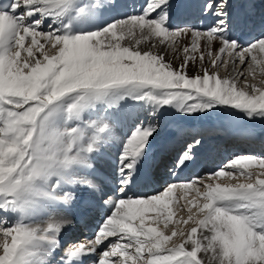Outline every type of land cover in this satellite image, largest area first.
I'll list each match as a JSON object with an SVG mask.
<instances>
[{"label": "snow or ice", "instance_id": "1", "mask_svg": "<svg viewBox=\"0 0 264 264\" xmlns=\"http://www.w3.org/2000/svg\"><path fill=\"white\" fill-rule=\"evenodd\" d=\"M126 7L0 0V264H264V154L130 194L169 109L264 120V0ZM85 191L105 215L92 238L65 239Z\"/></svg>", "mask_w": 264, "mask_h": 264}, {"label": "bare ground", "instance_id": "2", "mask_svg": "<svg viewBox=\"0 0 264 264\" xmlns=\"http://www.w3.org/2000/svg\"><path fill=\"white\" fill-rule=\"evenodd\" d=\"M243 1L244 3L246 2V0ZM119 2L121 4L127 5V7L122 9V11L132 12L133 5H139L140 3H142V0H119ZM176 2L195 4L197 0H176ZM231 2L234 5V2L236 1L231 0ZM254 2L257 3L258 5L261 3L260 0H254ZM235 9L242 10L238 7H236ZM193 16L195 15L190 16L189 19L190 22ZM185 42L188 41L185 40ZM166 59L172 60V56L169 55L166 57ZM180 62L181 61L178 59L173 60L174 66H178ZM187 72L189 76H192L196 73V68L190 64L187 69ZM221 75H225V73L222 72ZM215 116L217 118V115ZM242 120L243 119L240 117H237V120H235L234 117L226 115V117L223 116L221 118H218L217 122L215 123L212 122L208 124L200 123L196 119L193 120V122H190L188 119H186V116H183L182 114L177 113L172 109H169L167 113H164L163 116L159 118V122L161 126V131L159 133L160 136H158L156 140L150 145L148 150V156L145 159L141 167V170L144 168L145 165H149L150 167H152L153 165L156 166L160 158L165 155L167 157L170 152H173L174 154L178 153L182 148V146H184L186 143H190L193 138L200 139L202 141V145L199 147V149L201 150V152H203V154L205 153H207V155L210 154L211 156L210 159L214 158L213 162L210 165L205 164L204 167L200 169L201 171H204L205 167L208 166L207 173L216 170L222 163H225L230 157H232L235 154H256V155L264 154V144L262 145L258 144L256 146L255 145L252 146V144L247 143L246 145L244 142L242 141L240 142L237 139L244 137V135L246 134L244 130H247V127L249 126L247 119L244 120V122H242ZM222 132L225 133V139L228 138L230 141L236 137L235 139L236 141H234V143H228L227 141H223L222 145L224 146V149L228 148V150H226L225 153L224 152L220 153V151H216L215 149V147H217V144H215L217 143L215 141L216 139L215 137L216 135H219ZM217 140L220 141V138H217ZM114 153H115L114 148L107 149L104 156L99 161L98 166L100 169V174L102 179H106L108 175L111 173V162ZM191 165L192 163L189 164V166ZM158 171L159 170H156L157 174L154 175H159L160 176L159 178L162 177L164 183L166 181L172 182L175 178V176L169 174L168 172L161 174L158 173ZM176 171H177L176 172L177 175L180 176V179L178 181L188 180L181 173L182 171L181 169H177ZM202 173H200L199 176H201ZM193 174L195 175L196 173ZM194 175L193 176L191 175V177L193 178L196 177ZM156 184L158 183H155V185ZM158 188H159L158 185L152 187L151 191H153V193L150 194H145L140 191L134 193V191L131 189L130 194L134 193L139 196L151 195L158 192ZM88 210H91V216H89L86 219L88 223L82 224L81 222H79V219L83 217V214L88 216L89 215ZM73 212L79 213L78 217H74ZM67 214L74 221L70 228L75 230L74 231L72 230L74 235L72 234L71 237H67V238L65 237V239H70L72 241H81L86 238H92L94 236V234L90 235V231H92L91 227H95L101 223L97 219L100 218L102 214H105V210L97 206L94 200L90 197L89 193L85 191L80 193V202L77 204V206L75 208H70ZM80 226L84 230H87L89 233H86V235L83 233L79 235L75 234L77 232L76 230H78ZM83 226H85V228ZM190 227L191 226H189L188 228ZM86 264H92V260L87 259Z\"/></svg>", "mask_w": 264, "mask_h": 264}, {"label": "rangeland", "instance_id": "3", "mask_svg": "<svg viewBox=\"0 0 264 264\" xmlns=\"http://www.w3.org/2000/svg\"><path fill=\"white\" fill-rule=\"evenodd\" d=\"M236 2H234V6H235V8L236 7H238V8H240L241 9V5L244 3V1L242 0H239V1H237V0H235ZM260 2H261V0H260ZM188 19H190V17L188 18ZM257 21H258V17H257ZM190 23H195V24H197V25H199L200 24V21H198L197 19H196V17L195 16H193L192 17V20H191V22ZM247 37L245 36V39H246ZM183 43H187V42H185V41H183ZM223 71H221V73H222ZM224 73V72H223ZM169 111V110H168ZM167 113V112H166ZM215 115H217V118H216V116ZM226 115H229V116H231V117H234L235 118V120H237V117H239V116H236V115H233L232 113H230V112H225V111H216V110H213L212 111V113L211 114H197V115H195V116H197V117H195V116H192V117H188V116H186V119H188L190 122H193V120H197V121H199L200 123H205V124H208V123H210V122H212V123H215V122H217V120H218V118H221V117H226ZM173 117H175V116H173ZM244 120H246V119H243L242 120V122H244ZM248 123H249V126H250V128H252V129H257V130H259V131H262L263 129H264V120H255V121H248ZM245 124V123H244ZM160 136V135H159ZM206 174H204L202 177H204ZM160 190H162V189H160ZM178 215H184V213H178ZM185 218H186V216H185ZM189 226H194V225H192V224H189L188 225V227Z\"/></svg>", "mask_w": 264, "mask_h": 264}]
</instances>
